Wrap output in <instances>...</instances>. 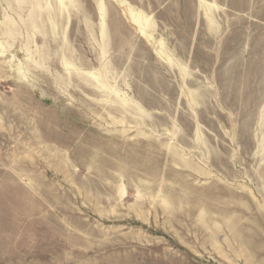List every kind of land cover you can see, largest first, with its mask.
<instances>
[{"label": "rangeland", "instance_id": "1", "mask_svg": "<svg viewBox=\"0 0 264 264\" xmlns=\"http://www.w3.org/2000/svg\"><path fill=\"white\" fill-rule=\"evenodd\" d=\"M0 264H264V0H0Z\"/></svg>", "mask_w": 264, "mask_h": 264}]
</instances>
